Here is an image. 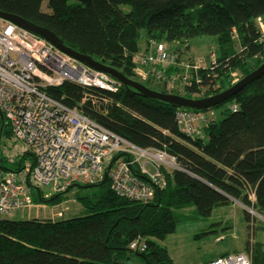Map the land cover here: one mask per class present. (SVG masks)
<instances>
[{"label": "trees", "instance_id": "trees-1", "mask_svg": "<svg viewBox=\"0 0 264 264\" xmlns=\"http://www.w3.org/2000/svg\"><path fill=\"white\" fill-rule=\"evenodd\" d=\"M0 11L44 27L78 53L166 94L210 97L232 87L231 71L240 69L246 77L264 63L258 23L264 20V0H0ZM142 30L148 46L152 41L183 45L194 37H215L220 49L216 64L191 72V85L179 91L153 74L138 80L135 57L143 53ZM234 36L240 48L233 51ZM121 87L112 93L66 82L47 92L138 146L165 149L182 169L166 171L167 187L146 203L120 197L109 181H102L86 185L97 190L78 197L86 216L0 218V264H123L134 255L146 264H175L162 242L177 230L176 210L196 207L207 218L235 200L264 216V75L231 99L239 105L237 111L226 110L197 139L179 130L177 108ZM9 139L12 132L0 116V144ZM70 189L49 198L39 192L37 202L60 204ZM137 239L146 241L145 252L130 249ZM253 264H264V257L255 254Z\"/></svg>", "mask_w": 264, "mask_h": 264}, {"label": "built area", "instance_id": "built-area-1", "mask_svg": "<svg viewBox=\"0 0 264 264\" xmlns=\"http://www.w3.org/2000/svg\"><path fill=\"white\" fill-rule=\"evenodd\" d=\"M258 23L264 41V20L259 19ZM150 44L147 52L135 57L136 75L145 81L153 74L170 90L190 86L188 73L183 77L177 73L178 67L184 65L177 55L169 52L165 43ZM208 58L184 67L197 72L207 62L216 64L214 51ZM66 82L112 93L122 86L44 38L0 18V116L16 143L13 147H8L5 141L0 144V154L8 163L0 166L1 215L30 207L33 190L41 191L49 185L57 194L71 185L93 186L109 181L118 196L146 203L167 187L166 171L182 169L177 158L165 149L138 146L48 94V88ZM239 108L237 103L228 105L230 111ZM214 121L213 114L209 117L207 111L176 112L179 130L193 139L205 137ZM130 249L145 252L147 244L137 239ZM204 264H253V261L245 253H232Z\"/></svg>", "mask_w": 264, "mask_h": 264}, {"label": "rangeland", "instance_id": "rangeland-1", "mask_svg": "<svg viewBox=\"0 0 264 264\" xmlns=\"http://www.w3.org/2000/svg\"><path fill=\"white\" fill-rule=\"evenodd\" d=\"M123 9L129 11L130 8L124 6ZM44 10H48L47 3L44 5ZM234 39L233 51L240 48L239 38L234 36ZM145 41V30H142L139 43L143 52L146 50ZM150 45L151 44H149V46L147 45L148 47L146 46V48L150 49ZM166 45L169 52L177 55L178 60L184 65L191 64V61L195 62L201 58L206 59L212 51L215 52V59L217 60V56L220 52L217 39L211 36L194 37L183 45H179L177 42H167ZM184 65H180L177 69V73L181 77L185 76L187 73V75L191 77V71L193 74L196 73V71L192 69L188 70ZM205 65L206 66H203L201 70L213 66L209 62ZM254 66L252 62L248 64V68L251 70L254 69ZM145 70L148 71L149 69L147 68ZM243 78V71L236 69L229 73L228 81L231 86H233ZM138 80L144 81L139 76ZM178 83L179 82H177V84ZM215 88H217V86H215ZM175 91L179 90L177 89ZM231 103L232 101L229 100L208 110L207 113L209 117H212L213 114L216 121L222 120L227 113L226 110H228V105ZM15 144L16 143L12 139L7 141L8 147H13ZM19 146L22 147L21 144H19ZM0 157L2 158L1 154ZM5 162L7 163L6 160ZM72 186L73 185L63 192H66ZM84 187H86V185L82 184H77L72 187L64 196L63 201L57 205L37 202L39 191L34 189L32 198L33 203L30 207L18 210L7 216L0 214V218L12 220L38 219L58 221L86 216L88 211L80 203L78 197L86 196L97 190V188ZM41 193L44 196L49 195V197L55 195L52 185L44 187ZM251 199L255 201L254 195H251ZM248 208L249 210L245 209L243 204L234 200L232 205L216 208L211 216L207 218L200 216L196 207L176 210L175 218L177 230L163 241L162 245L168 249L175 264H203L223 254H232L236 252L247 254L254 262L255 254L264 257V216L258 213L254 208ZM245 211L250 213L251 223H248ZM248 244L250 247L249 250L246 249ZM123 264L146 263L142 257L134 255L123 259Z\"/></svg>", "mask_w": 264, "mask_h": 264}, {"label": "water", "instance_id": "water-1", "mask_svg": "<svg viewBox=\"0 0 264 264\" xmlns=\"http://www.w3.org/2000/svg\"><path fill=\"white\" fill-rule=\"evenodd\" d=\"M0 18L9 22H12L19 26L20 28L32 32L49 43L56 46L63 53L79 60L83 64L89 66L90 68L108 74L115 80L119 81L123 86L133 90V92L139 94L145 99L158 100L167 104H171L177 109H190L196 111H206L210 110L216 106H219L231 99H233L240 91L245 87L252 84L257 79L261 78L264 75V63L257 68L255 71L241 79L239 82L234 84L231 88L223 91L219 94L210 96V97H201V98H188L176 94H166L153 90L143 83L130 79L122 72L114 69L110 66H107L91 56L83 55L77 51L66 46L63 41L52 31L36 25L30 21H27L19 16L7 14L0 11ZM3 119V117H2ZM245 209L248 207L244 206ZM252 210V209H251ZM253 211V210H252ZM251 212V211H250Z\"/></svg>", "mask_w": 264, "mask_h": 264}, {"label": "bare ground", "instance_id": "bare-ground-1", "mask_svg": "<svg viewBox=\"0 0 264 264\" xmlns=\"http://www.w3.org/2000/svg\"><path fill=\"white\" fill-rule=\"evenodd\" d=\"M218 64H219V63H218ZM209 79H211V76H210ZM214 80H215V79H214ZM213 83H214V82H213ZM215 83H216V82H215ZM200 85L202 86V84H200ZM203 87H204V86H203ZM121 88H122V87H121ZM121 88H120V89H121ZM207 88H209V86H208ZM194 95H195V94H194ZM185 96H186V95H185ZM197 96H198V95H197ZM199 96H200V95H199ZM177 111H178V109H177ZM89 118H90V117H89ZM98 124H99V123H98ZM102 126H103V125H102ZM39 192H41V191H39ZM39 192H38V193H39ZM145 242H146V241H145ZM147 249H148V248H147Z\"/></svg>", "mask_w": 264, "mask_h": 264}, {"label": "crops", "instance_id": "crops-1", "mask_svg": "<svg viewBox=\"0 0 264 264\" xmlns=\"http://www.w3.org/2000/svg\"><path fill=\"white\" fill-rule=\"evenodd\" d=\"M146 46H147V43H146V41H145V49H146ZM10 140V139H9ZM7 141L8 140H5V143L7 144Z\"/></svg>", "mask_w": 264, "mask_h": 264}]
</instances>
